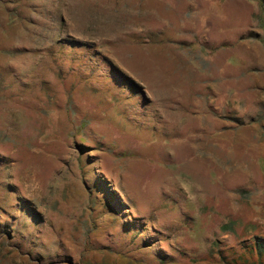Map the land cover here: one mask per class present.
<instances>
[{
  "label": "rangeland",
  "instance_id": "1",
  "mask_svg": "<svg viewBox=\"0 0 264 264\" xmlns=\"http://www.w3.org/2000/svg\"><path fill=\"white\" fill-rule=\"evenodd\" d=\"M264 0H0V264H264Z\"/></svg>",
  "mask_w": 264,
  "mask_h": 264
},
{
  "label": "trees",
  "instance_id": "2",
  "mask_svg": "<svg viewBox=\"0 0 264 264\" xmlns=\"http://www.w3.org/2000/svg\"><path fill=\"white\" fill-rule=\"evenodd\" d=\"M252 248L253 252H256L258 255L261 256L264 251V244L257 241L256 244L252 246Z\"/></svg>",
  "mask_w": 264,
  "mask_h": 264
}]
</instances>
